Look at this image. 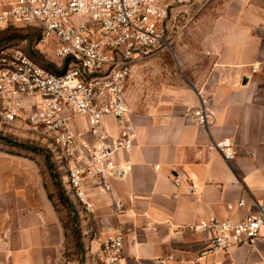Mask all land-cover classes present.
Wrapping results in <instances>:
<instances>
[{"label":"crops","instance_id":"0c3cea01","mask_svg":"<svg viewBox=\"0 0 264 264\" xmlns=\"http://www.w3.org/2000/svg\"><path fill=\"white\" fill-rule=\"evenodd\" d=\"M181 37L175 51L184 79L157 74L154 59L132 67L125 91L137 130L131 166L103 185L85 180L93 210L80 213L84 236L99 256L101 239L123 232V264L262 263L264 225L253 244L217 253L209 232L184 226L211 216L239 222L264 203V0H209ZM201 106L214 115L208 126L194 115ZM104 123L119 135L115 118ZM84 126L78 116L74 127ZM224 139L234 142L231 162L214 148ZM29 167L0 158V264H62L66 230Z\"/></svg>","mask_w":264,"mask_h":264},{"label":"built area","instance_id":"2783aa9c","mask_svg":"<svg viewBox=\"0 0 264 264\" xmlns=\"http://www.w3.org/2000/svg\"><path fill=\"white\" fill-rule=\"evenodd\" d=\"M185 1L0 0V29L28 28L35 34L25 39L32 38L29 49L14 42L0 49V93L7 99L3 121L22 118L49 137V145L57 148L62 184L79 214L93 210L85 180L103 185L107 177L131 166L137 130L126 84L134 64L171 47L169 18ZM17 94L29 96L34 105L25 107L15 99ZM194 115L203 126L214 120L202 106ZM78 116L85 118L82 131L74 127ZM109 116L120 126L115 138L104 123ZM214 148L228 162L234 160L232 140L215 142ZM182 179L176 174L175 184ZM188 190L195 194L192 184ZM263 225L264 203L257 202L256 210L239 222L211 216L184 227L209 232V250L217 253L253 244L262 237ZM98 259L99 264H123V232H108L101 239Z\"/></svg>","mask_w":264,"mask_h":264},{"label":"rangeland","instance_id":"374dc122","mask_svg":"<svg viewBox=\"0 0 264 264\" xmlns=\"http://www.w3.org/2000/svg\"><path fill=\"white\" fill-rule=\"evenodd\" d=\"M209 0H191L180 3L176 6L172 17L170 28L173 36L171 47L147 58L158 60L160 66L152 68L170 80L184 79L179 63V57L175 51V46L182 41V33L193 17V15L207 5ZM32 32L28 28L0 29V49L11 42L17 43L29 49L32 38L27 41L26 34ZM33 33V32H32ZM7 42V43H6ZM15 99L25 107H30L33 101L29 96L21 94L15 95ZM6 97L0 93V158H20L31 164L34 172V182L41 181L43 187L53 196V204L56 213L59 215L61 223L65 224L66 239L63 244L61 263L62 264H99L98 256L92 253L88 238L84 236L81 227L80 214L76 209L59 198L58 182L60 179L56 175L59 165L58 157H55L57 148L49 145V137L43 132L36 130L26 123L22 118L13 123H5L1 111L6 104ZM62 173L66 175L65 166L61 165ZM24 168V167H23ZM65 186L73 194L69 182L65 181ZM87 236V235H86Z\"/></svg>","mask_w":264,"mask_h":264},{"label":"trees","instance_id":"16d2710c","mask_svg":"<svg viewBox=\"0 0 264 264\" xmlns=\"http://www.w3.org/2000/svg\"><path fill=\"white\" fill-rule=\"evenodd\" d=\"M28 37H33L35 34H33L32 32H28V34H26ZM27 37V38H28ZM56 175H57V177L60 179V181L58 182V187H60V189H59V198L60 199H62L63 201H64V203H67V204H69L70 206H72L73 207V209L75 208L74 207V205H73V202L71 201V199L69 198V196H68V194H67V192H66V189H65V187L63 186V184H62V180H61V175H60V173L58 172V170H56ZM48 196H49V199L52 201V199H53V196L50 194V193H48ZM52 203H53V201H52ZM54 205V204H53ZM62 224H63V226L65 227V224L62 222Z\"/></svg>","mask_w":264,"mask_h":264}]
</instances>
